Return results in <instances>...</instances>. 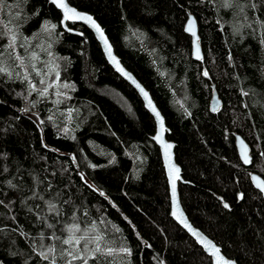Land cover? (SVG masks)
I'll use <instances>...</instances> for the list:
<instances>
[{"label":"trees","instance_id":"obj_1","mask_svg":"<svg viewBox=\"0 0 264 264\" xmlns=\"http://www.w3.org/2000/svg\"><path fill=\"white\" fill-rule=\"evenodd\" d=\"M67 1L93 15L160 110L189 221L238 264H264V201L249 180L264 178V0ZM189 14L200 61L184 32ZM59 20L48 0H0V264H49L41 244L59 245L53 233L63 239L73 224L90 234L94 225L112 249L89 253L88 264H211L169 216L155 124L139 96L88 28L68 23L80 32L71 34Z\"/></svg>","mask_w":264,"mask_h":264},{"label":"water","instance_id":"obj_2","mask_svg":"<svg viewBox=\"0 0 264 264\" xmlns=\"http://www.w3.org/2000/svg\"><path fill=\"white\" fill-rule=\"evenodd\" d=\"M48 2L50 4H52L50 2V0H48ZM64 3L67 4L69 6V8L75 9L76 12H78L82 15L91 16L92 19L95 21V23L100 27L101 31L103 32V39H102L100 34L95 30V28H93L91 26L90 23L85 22L84 20H81V19H76V18H70L68 20H64V10L62 8H58V7H56V5L52 4L55 7V9H57L60 13L59 22H60V26H61L62 30L66 31L68 33H71V34H78V35L80 34V32L77 31L76 29L69 27L68 23H72L75 25H81V26L88 28L91 31L95 40L97 41V43L100 47V50L102 52V55L105 58L106 62L109 64V66L113 69V71L118 76H120L128 85H130L133 88V90L137 93V95L139 96L144 109L150 114V116L152 117L154 124H155V132L151 136V140L153 141V143L157 146V148L159 150L161 163H162L163 170H164V175L166 178L167 189H168V201H169V216L184 232L187 233V235L189 237H191L194 240V242L201 248L203 253L207 257H209L210 263L211 264H217V257L210 253L208 248L205 246L204 243H202L200 241L198 236H194L192 234V231H189V229L186 228L185 225L183 223H181L179 219H177V216H181L183 218V220H185L187 222V224L191 227V229L194 232L198 233L200 237H203L204 239L210 241L213 245H215L216 247H218L220 249V247L218 245H216L212 239H210L207 235H205L200 229H198L197 227L192 225V223L189 221L187 215L185 214V212L181 206L180 199H179L178 185H179V183H185V181L182 179L180 166L175 161V155H174L175 145H174L173 141L167 139V137H166L167 127L165 125L164 118H163L160 110L156 106L155 102L153 101L149 91L120 62L118 56L116 55V53L113 50V47H112L104 29L97 22V20L93 17V15H91L90 13H88L86 11L79 10V9L75 8L74 6L69 4V2L67 0H64ZM189 19L194 21L195 35H193L192 32L186 30L188 28V20ZM184 32L187 35H189L191 38V57H192V59H194L196 61H200L202 59V50H201V46L199 43V36H198V32H197V23H196L195 18L192 16V14H189L187 16V19H186L185 24H184ZM104 40H107L108 46L111 49V55L113 57H115L116 61L119 62L120 67L124 70V72H126L128 74V76L131 77V79H128L125 75H122L120 72H118L116 70V65L113 63L112 60L109 59V54L105 49ZM197 47L199 48V55H200L199 60L196 58V48ZM133 81H135V83H133ZM137 85H139V87H137ZM141 89H143L144 92L147 93V99L144 96V92H141ZM149 101H151V106L149 105ZM208 105H209V111L212 113L216 112L220 108L221 101L218 98V96L216 95L214 90L212 91V96L209 100ZM152 107H154L156 109V111L160 114V119L163 121L162 127H161L160 121H158L156 119V116L151 111ZM157 135L160 136V140H157L154 138ZM241 141H243V144L247 148V154H248V157L250 160V162L247 164L244 163V160L241 156V144H240ZM165 144H170L172 147L169 149H165V147H164ZM234 145H235V149L237 152L238 159L241 162V164L245 167H250L251 166V155H250V148H249L247 142L239 134H236L235 138H234ZM176 169L179 170L178 173L176 172ZM177 175L179 176V179H175V177ZM253 176H256L261 181H264V178L256 172H250L249 173V180H250L251 185L253 186L254 189H256L258 192L261 193L262 199L264 201V192H261L256 187L255 183L252 180ZM173 185H175V192H173ZM174 212H176V215H173ZM219 255L223 256L225 261H229L230 264H238L234 259L226 257L221 252V250H220ZM221 264H223V262H221Z\"/></svg>","mask_w":264,"mask_h":264},{"label":"snow or ice","instance_id":"obj_3","mask_svg":"<svg viewBox=\"0 0 264 264\" xmlns=\"http://www.w3.org/2000/svg\"><path fill=\"white\" fill-rule=\"evenodd\" d=\"M50 2L58 8H62L64 10V20H68L70 18H76V19H81L84 20L85 22H88L91 24L93 28L100 34L101 38L103 39V32L101 31L100 27L95 23V21L92 19L91 16H86L82 15L78 12H76L75 9L69 8L67 4L64 3V0H50ZM227 6L231 7L232 3L231 0H226ZM252 7H255V4L252 5ZM56 25L53 24L51 25L52 29H55ZM187 31L192 32L193 35H195L194 31V21L189 19L188 20V28L186 29ZM15 40L16 37L13 34L11 37V43L9 44V47H14L15 46ZM105 44V49L109 54V59L113 61V63L116 65V70L120 72L122 75H125L128 79H131L130 76L124 70L120 67L119 62L116 61L115 57L111 55V49L108 46L107 40H104ZM196 58L199 60L200 55H199V48H196ZM19 59V58H18ZM5 71L4 68L0 67V72ZM204 75L207 76L208 73L204 72ZM57 78H59V74H57ZM27 79V77H25ZM43 83V81H41ZM135 83V81H133ZM51 86V85H50ZM64 87H68V85H64ZM139 87V85H137ZM47 89H44V92H46ZM141 92H144L143 89H141ZM44 93L41 92V95ZM247 95V93H245ZM144 96L147 99V93L144 92ZM149 105L151 106V101H149ZM151 111L154 113L156 116V119L160 121L161 127L163 126V121L160 119V114L156 111L154 107L151 108ZM157 140H160V136L157 135L154 137ZM241 144V156L244 160V163L247 164L250 162L248 154H247V148L243 144V141L240 142ZM165 149H169L172 146L170 144H165L164 145ZM167 154V153H166ZM178 169H176V172L178 173ZM175 179H179V176L177 175ZM253 182L255 183L256 187L261 191L264 192V181L259 180L256 176L252 177ZM8 185L10 187L15 188V185L12 184L11 181H8ZM173 192H175V185H173ZM103 195V193H101ZM0 203H3L0 201ZM50 207L54 208L55 206L50 204ZM225 208H228L229 205L227 203L224 204ZM173 215H176V212L173 213ZM177 219L180 220L181 223L185 225L186 228L189 229V231H192V234L194 236H198L200 241L205 244V246L208 248L210 253L214 256L217 257V264H230L229 261H225L223 256H220V249L213 245L210 241L204 239L203 237H200L198 233L194 232L191 227L187 224L185 220L181 216H177ZM49 227H52V225H48ZM66 235L64 236L63 239H61L60 236L56 235L53 233V237L56 241L59 242V245L57 244H52V245H43L41 244V251L38 253L40 258L44 261H48L49 264H57V259H61L65 261V264H76L77 261H79V264H88L89 260V253H99V254H107L111 255L112 254V249L107 248V252L105 253L104 248L106 245L102 247V240L103 237L99 234H94L95 233V227L93 225L91 229V233H89V229H81L78 225L73 224L65 229ZM77 233H81L80 235H77ZM83 241V244L81 243ZM93 244L95 245L93 248H89L88 245ZM46 249V250H45ZM121 252L127 253L128 249L123 248L120 250ZM59 253V257H57L56 253Z\"/></svg>","mask_w":264,"mask_h":264},{"label":"rangeland","instance_id":"obj_4","mask_svg":"<svg viewBox=\"0 0 264 264\" xmlns=\"http://www.w3.org/2000/svg\"><path fill=\"white\" fill-rule=\"evenodd\" d=\"M55 67H56V63L53 61H50V63L47 65V69H46V71H45V78H46V84H47V86L48 87H53V90H55L56 89V86H57V75H56V73H55ZM51 85V86H50ZM43 93H45L44 92V90H43ZM53 96L57 99V97H59V96H57V90L56 91H53ZM95 245H90V247L91 248H93Z\"/></svg>","mask_w":264,"mask_h":264}]
</instances>
